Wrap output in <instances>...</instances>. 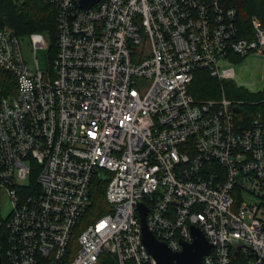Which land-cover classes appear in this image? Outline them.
I'll use <instances>...</instances> for the list:
<instances>
[{
	"label": "built area",
	"instance_id": "obj_1",
	"mask_svg": "<svg viewBox=\"0 0 264 264\" xmlns=\"http://www.w3.org/2000/svg\"><path fill=\"white\" fill-rule=\"evenodd\" d=\"M42 1L56 11L48 71L35 58L42 35L28 36L29 64L0 27L7 264H157L139 204L171 253L195 228L211 245L199 264H264V113L243 127L239 101L188 93L196 70L231 81L233 57L264 55L259 19L244 37L224 0ZM100 178L111 212L75 234Z\"/></svg>",
	"mask_w": 264,
	"mask_h": 264
},
{
	"label": "trees",
	"instance_id": "obj_2",
	"mask_svg": "<svg viewBox=\"0 0 264 264\" xmlns=\"http://www.w3.org/2000/svg\"><path fill=\"white\" fill-rule=\"evenodd\" d=\"M237 11L238 25L241 35L250 37V19L257 17L264 28V0H224ZM56 11L42 0H0V27L9 28L22 38L31 34H41L48 42L50 61L56 54ZM243 31H247L243 32ZM12 92L7 78L2 89ZM222 91L226 98L239 101L237 114L243 127H248L250 120L258 113H264V93L253 94L237 88L230 81L219 82L211 77L209 72L198 69L194 72L193 80L188 87V93L197 101L217 99ZM105 179H93L89 191V206L79 222L75 234L80 232L88 223L111 212L105 199ZM5 220H0V258L2 264H7V228ZM112 264V262H111Z\"/></svg>",
	"mask_w": 264,
	"mask_h": 264
},
{
	"label": "rangeland",
	"instance_id": "obj_3",
	"mask_svg": "<svg viewBox=\"0 0 264 264\" xmlns=\"http://www.w3.org/2000/svg\"><path fill=\"white\" fill-rule=\"evenodd\" d=\"M41 35V34H40ZM21 48L25 59L32 64L33 51L31 50L28 36L20 39ZM35 58L38 62L39 70L46 72L50 68V57L45 49H37ZM230 67L234 70V78L230 81L237 88L244 89L249 93L260 94L264 93V55L251 54L244 59L232 58ZM225 96L222 91L217 99ZM226 97V96H225ZM11 210L10 200L4 193L0 194V220H5Z\"/></svg>",
	"mask_w": 264,
	"mask_h": 264
},
{
	"label": "water",
	"instance_id": "obj_4",
	"mask_svg": "<svg viewBox=\"0 0 264 264\" xmlns=\"http://www.w3.org/2000/svg\"><path fill=\"white\" fill-rule=\"evenodd\" d=\"M100 0H79L84 10H89ZM237 111V109H235ZM142 243L157 264H199L208 255L211 245L208 244L199 229L192 228L193 242L185 244L181 252L174 254L161 242L157 241L146 226V208L138 205ZM0 264H2L0 258Z\"/></svg>",
	"mask_w": 264,
	"mask_h": 264
}]
</instances>
